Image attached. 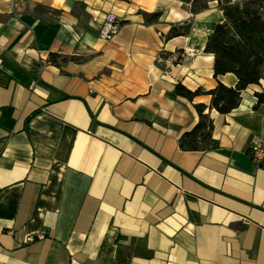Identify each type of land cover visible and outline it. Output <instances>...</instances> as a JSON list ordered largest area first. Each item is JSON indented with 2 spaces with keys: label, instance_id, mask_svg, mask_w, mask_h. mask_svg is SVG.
Here are the masks:
<instances>
[{
  "label": "crops",
  "instance_id": "0c3cea01",
  "mask_svg": "<svg viewBox=\"0 0 264 264\" xmlns=\"http://www.w3.org/2000/svg\"><path fill=\"white\" fill-rule=\"evenodd\" d=\"M224 20L217 1L0 0V264H264V69L227 114L175 93L235 86L204 51ZM199 103L217 145L184 150Z\"/></svg>",
  "mask_w": 264,
  "mask_h": 264
},
{
  "label": "trees",
  "instance_id": "16d2710c",
  "mask_svg": "<svg viewBox=\"0 0 264 264\" xmlns=\"http://www.w3.org/2000/svg\"><path fill=\"white\" fill-rule=\"evenodd\" d=\"M191 4L193 13L206 9L211 2L217 1L225 20L218 23L209 34L204 51L213 53L214 75L234 73L237 77L235 86H228L219 81L218 85L204 91L201 87L191 90L178 83L175 93L180 97L193 99L201 94L212 96L211 107L223 114L237 108L243 91L251 84L259 83L264 69V0H182ZM147 22L160 17V12H144ZM191 23L173 25L167 39L187 35ZM55 54H51L54 60ZM257 107L264 103V92L257 94ZM199 121L180 136V146L184 150H207L216 147L213 138L214 124L206 113L204 103L196 104Z\"/></svg>",
  "mask_w": 264,
  "mask_h": 264
},
{
  "label": "built area",
  "instance_id": "2783aa9c",
  "mask_svg": "<svg viewBox=\"0 0 264 264\" xmlns=\"http://www.w3.org/2000/svg\"><path fill=\"white\" fill-rule=\"evenodd\" d=\"M122 24H123V19L121 17H119L118 15L114 13L107 14L103 21L100 32H99L100 37L106 40L113 39L115 35L118 33V31L120 30ZM161 60L166 66L167 71L165 72H168L173 67H175L177 63H179V55L173 54L169 56H161ZM250 149L253 154L254 160L258 164H261L264 161L263 143L260 140H255L251 144ZM43 237H44L43 232H39L38 234H30L25 238V242L31 243Z\"/></svg>",
  "mask_w": 264,
  "mask_h": 264
}]
</instances>
